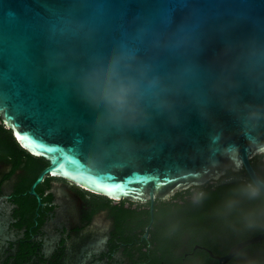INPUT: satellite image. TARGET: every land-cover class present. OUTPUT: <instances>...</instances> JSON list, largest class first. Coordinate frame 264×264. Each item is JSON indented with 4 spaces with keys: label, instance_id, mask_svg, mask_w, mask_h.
<instances>
[{
    "label": "clouds",
    "instance_id": "1",
    "mask_svg": "<svg viewBox=\"0 0 264 264\" xmlns=\"http://www.w3.org/2000/svg\"><path fill=\"white\" fill-rule=\"evenodd\" d=\"M235 2L155 0L154 7L129 17L113 8V0H69L52 13L46 69L92 110V161L134 162L141 147L137 137L158 120L180 127L193 112L210 119L217 107L264 156V21L246 9L225 7ZM244 24L252 25L250 33L234 38ZM218 37L222 47L205 60ZM223 139L222 128L212 132L209 150ZM227 147L239 153L238 145ZM206 198L205 191H194L192 202ZM257 200H264V176L234 189L217 214ZM262 216L264 209L241 210L247 229L258 227ZM178 227L170 225L168 235Z\"/></svg>",
    "mask_w": 264,
    "mask_h": 264
},
{
    "label": "water",
    "instance_id": "2",
    "mask_svg": "<svg viewBox=\"0 0 264 264\" xmlns=\"http://www.w3.org/2000/svg\"><path fill=\"white\" fill-rule=\"evenodd\" d=\"M68 3L0 0V128L12 132L26 152L48 162L43 173L109 198L151 202L217 181L227 171L244 170L250 180L258 177L250 162L261 155L254 153L233 118L218 107L206 121L193 112L180 127L158 120L153 130L137 137L141 147L134 162L92 161L93 112L46 69V25L52 13ZM112 6L131 17L154 7L155 0H113ZM225 7L246 9L264 21V0H237ZM251 30V24H244L233 37L243 38ZM109 39L105 36L104 43ZM221 47L218 37L203 58L211 60ZM221 128L224 139L210 151L209 135ZM232 144L239 146L238 154L227 147ZM262 239L264 231L236 245L227 259Z\"/></svg>",
    "mask_w": 264,
    "mask_h": 264
},
{
    "label": "flooded vegetation",
    "instance_id": "3",
    "mask_svg": "<svg viewBox=\"0 0 264 264\" xmlns=\"http://www.w3.org/2000/svg\"><path fill=\"white\" fill-rule=\"evenodd\" d=\"M47 166L0 128V264H264V239L227 259L264 231V216L254 229L241 218V210L264 209L263 200L217 214L233 194L222 186L230 179L133 201L43 173ZM199 190L207 198L197 205ZM172 224L178 230L168 235Z\"/></svg>",
    "mask_w": 264,
    "mask_h": 264
},
{
    "label": "trees",
    "instance_id": "4",
    "mask_svg": "<svg viewBox=\"0 0 264 264\" xmlns=\"http://www.w3.org/2000/svg\"><path fill=\"white\" fill-rule=\"evenodd\" d=\"M252 168L256 172L257 176H264V156H256L250 162ZM223 179H230L229 182L223 184L222 186L226 187L233 193V190L239 187L240 185L250 181L248 175L244 170H241L238 173L232 171H227ZM264 203V200H263Z\"/></svg>",
    "mask_w": 264,
    "mask_h": 264
}]
</instances>
